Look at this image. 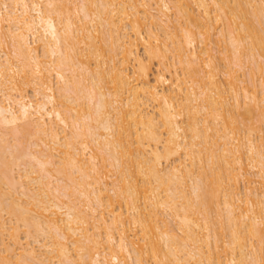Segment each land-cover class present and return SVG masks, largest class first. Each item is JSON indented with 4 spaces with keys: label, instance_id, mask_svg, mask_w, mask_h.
I'll list each match as a JSON object with an SVG mask.
<instances>
[{
    "label": "bare ground",
    "instance_id": "1",
    "mask_svg": "<svg viewBox=\"0 0 264 264\" xmlns=\"http://www.w3.org/2000/svg\"><path fill=\"white\" fill-rule=\"evenodd\" d=\"M0 264H264V0H0Z\"/></svg>",
    "mask_w": 264,
    "mask_h": 264
},
{
    "label": "rangeland",
    "instance_id": "2",
    "mask_svg": "<svg viewBox=\"0 0 264 264\" xmlns=\"http://www.w3.org/2000/svg\"><path fill=\"white\" fill-rule=\"evenodd\" d=\"M33 94L31 93V96H32ZM33 97V96H32Z\"/></svg>",
    "mask_w": 264,
    "mask_h": 264
}]
</instances>
